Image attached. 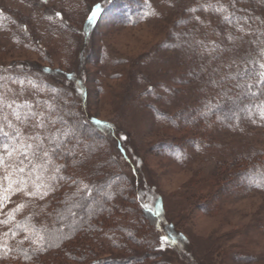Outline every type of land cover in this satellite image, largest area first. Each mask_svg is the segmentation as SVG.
Returning <instances> with one entry per match:
<instances>
[{"label":"rangeland","instance_id":"1","mask_svg":"<svg viewBox=\"0 0 264 264\" xmlns=\"http://www.w3.org/2000/svg\"><path fill=\"white\" fill-rule=\"evenodd\" d=\"M96 3L104 12L87 29L88 10ZM221 5L223 11L216 12ZM192 8L196 12L189 11ZM0 13V66L7 68L0 76L27 77L36 84V89L24 90L22 99L35 103L50 98L52 87L59 89L80 119L87 121L85 135H98L90 121L102 120L126 135L131 151L141 160V165L136 162V175L131 174L114 145L102 140L103 148L89 152L88 157L79 154L56 161L64 179L50 182L56 191L44 199L36 194L0 193L11 195L0 210V220L7 219L16 205H26L12 223L0 225V240L13 248L11 253H0V264L50 263L65 258L66 253L56 248L22 261L21 248L30 250L27 243H18L29 234L24 228L49 236L44 231L48 230L44 216L52 209L51 197L65 190L74 193L73 180L98 183L102 191H107L104 186L109 181H120V189L127 190L128 184L116 178L119 171L161 197L164 217L176 233L175 244H166L164 252L145 258L144 264H264V188L255 187L264 183V163L237 176L241 170L238 161L234 162L238 156L264 152V122L257 119L252 123L245 111L238 114L239 122L218 120L217 115L222 114L214 106L224 104L225 87H205L203 78H196L198 58L173 47L181 33L206 42L223 40L233 47L226 36L240 35L236 29L246 27L247 17L264 20V0H0ZM252 27L264 30V25L254 23ZM237 44L233 57L239 60L250 45ZM256 51L253 47V54ZM80 62L84 65L79 71ZM47 68L51 73L44 72ZM67 74L83 76L85 97L74 91L72 82L64 77ZM0 83L19 88L8 81ZM209 103L213 111L201 115ZM181 115L188 121H178ZM170 118H176L173 122L179 127L172 128ZM135 188L140 203L148 202V193ZM118 194L106 200L109 208L101 214L100 220L107 221L109 228L93 235L83 230L73 241L83 246L72 254L92 250L88 259L122 256L128 252L126 247H135L126 231L135 226L140 209L135 201L129 202L130 195L124 199ZM9 229L17 233L15 238L11 233L3 235ZM165 232L157 225L148 241L158 243Z\"/></svg>","mask_w":264,"mask_h":264},{"label":"snow or ice","instance_id":"2","mask_svg":"<svg viewBox=\"0 0 264 264\" xmlns=\"http://www.w3.org/2000/svg\"><path fill=\"white\" fill-rule=\"evenodd\" d=\"M42 2L47 3V0H42ZM204 10L207 11L208 9L205 8ZM189 11L196 12V9L192 8ZM215 11H223V5L216 8ZM100 12V4L91 7L87 15L88 23L93 24L96 22ZM144 15L147 16L149 13ZM55 16L62 19L60 12H56ZM46 18L53 19L52 16ZM194 19L200 21L199 16L194 17ZM254 23L264 25V20H261L258 16L247 17L244 20L246 27L240 26L236 29L240 35L228 34L226 36L225 39L233 47L226 45L223 40L218 43L215 40L206 42L204 39H195L190 33L177 34L176 40L179 43L173 45L174 48L189 51L198 58L199 72L196 73V78H203L205 87L223 89L230 84L231 88L229 90L232 88L243 90L246 95L252 97L255 103L245 108V114L252 123H256L257 119L264 122V30H261L260 27L253 28L252 24ZM215 34L220 35L219 32ZM185 37L189 38L185 39ZM237 42L241 45L244 43L250 45L247 55L239 60L232 57L226 60V53L238 51L239 45ZM253 47L257 49L255 54L252 52ZM0 71L6 72L7 68L0 66ZM44 71H50V69H44ZM0 81H8L11 85L19 86L18 89H14L0 83V193L13 195L23 193L26 197H33L36 194L37 198L44 199L56 191L55 184L50 182L64 179L63 176H59L62 168L56 161L65 156L83 155L84 150L90 147L87 143L88 137L79 131V129L85 128L87 121L81 123L75 119L78 114L72 111L69 100L64 98L65 94L55 87L50 89L53 94L50 98L37 99L33 103L27 99H22L26 88L36 89L33 80L27 77L24 79L13 78L8 75L0 76ZM38 91L43 92L44 89L39 88ZM168 91L170 89L165 88V92ZM212 111V105L209 103L205 106V110L201 115H207L208 112ZM216 118L218 120L239 122L241 116L232 112L230 116L217 115ZM92 124L98 127H111L110 124L99 119H93ZM118 139L126 140L127 137L119 136ZM117 148L121 154L126 151L120 145ZM72 184L76 188V191L72 193V208L82 207L79 203L80 200H91V203L86 205L89 209L87 221L84 217L74 219L68 225L70 233L57 235L54 238H49V236L35 229L25 227L24 231L29 234L18 241L20 245L25 243L29 245V251L21 248L24 261L35 258L31 253L38 256L53 247L60 248L65 241L73 239V234L77 231V225L80 226V230H83L84 224L90 222L93 218L95 214L93 206L99 207L100 212L105 211V208L99 205L95 199L97 195L94 190L95 185H90L82 180H73ZM104 187L107 191H101L99 194L107 200H112L119 191H122L114 180L109 181ZM255 187L264 188V183L255 184ZM10 199L11 195H0V210L4 207V201ZM25 206V204L16 205L7 219L0 220V225L12 223L15 220L16 213ZM143 207L152 211L147 204ZM69 212L72 217H77V213L72 211L71 208ZM154 214L158 215V213ZM17 227H20V225L17 224ZM44 231L47 232L48 230L45 229ZM53 231L64 233L65 226L61 225ZM9 233L14 238L17 235L12 229H9V232L3 233V235L7 236ZM53 239L57 242L54 243ZM175 243L176 240L169 235L158 237L161 250L166 244ZM11 251H13V248L0 240V253Z\"/></svg>","mask_w":264,"mask_h":264},{"label":"trees","instance_id":"3","mask_svg":"<svg viewBox=\"0 0 264 264\" xmlns=\"http://www.w3.org/2000/svg\"><path fill=\"white\" fill-rule=\"evenodd\" d=\"M96 4H98V3H96ZM96 4H92L90 6V8L94 7ZM103 12H104V8L102 7L101 12L97 17L96 22L93 23L94 25L97 24V22L100 20V17L103 14ZM88 14H89V10H88ZM93 24H89L87 22L85 24V26L88 29V27H91ZM234 53H236V52H229V53H227V55H229V57L234 58L233 57ZM83 65L84 64L82 62H80L79 66H78L79 71L82 70L81 68H83ZM47 69H49V68H47ZM44 72L45 73H51V70L50 71H44ZM64 77L66 79H68L69 82H72L73 89L75 92H77L79 94V96H82V97L86 96L85 94L87 93V90H86V87L84 85L82 75L78 76L77 78H72L71 75L67 74V75H64ZM230 88H231L230 84L225 87L227 97L224 98V104L221 107H218V105L214 106L216 108V110H217V108L219 109V111L221 112L222 115L230 116L232 112L239 114L240 112H244L246 107L255 103V100L252 97L246 95L243 90H238V89H234V88L229 90ZM70 106L72 108V111L74 113L78 114L75 117V119L79 120L81 123L85 122V121L80 119V113H78V111H76L72 107V103L70 104ZM162 113L166 116V114L164 112H162ZM167 118L169 119L168 115H167ZM203 118L205 119L206 117H203ZM92 120L93 119H91V121H90V125L95 130V132L97 131L99 136L96 133L94 136H93V134L90 136H87L83 132L84 128L79 129L80 132H83L84 136L88 137L87 143L90 145V147H88L86 150H84L83 155L85 157H88L87 154L93 153L95 150H97V149L100 150V148H103L102 146L104 145L103 144L104 141H102V140L106 141L105 145H109V144L114 145L117 152H118L117 146L120 145L126 151L123 154L118 152V154L120 156H123L124 159L127 161L128 165L130 166V169H131V174L134 173L136 175V169H137L136 168L137 167L136 162L139 165H141V160L138 159L137 154H135L133 151H131V148L127 144V139L126 140H119L118 139L119 136L126 137V135L123 133H120L118 130H115L113 127H110V128H105L102 126L98 127V126L92 124ZM177 120L178 121L180 120L182 123L184 121H188V118L186 116L181 115V116H179V118H177ZM170 121H171V126H173L172 128L179 127V124H176L175 122H173V121H176V118L175 119L170 118ZM101 144H102V146H101ZM166 144L172 148H178V149L180 148V146L178 144H174V143H172V144L166 143ZM261 153L262 154L257 153L254 155L253 154L243 155L240 158H239V156L236 157L237 159L235 158L234 162H235V160L238 161V164H239L238 168L241 170L239 173H237L238 174L237 176H240L241 174L247 175L249 172H253V171L257 170L259 165L264 163V152H261ZM258 154L263 155L262 156L263 159H261ZM77 155H79V154H77ZM76 156H66V158L69 157V158L74 159ZM117 177H119V179H121V181L123 180L124 183L128 184V186H129L127 190L125 187H123L122 192L120 194H118L119 197L125 199L127 195H130V201L129 202H131L133 204V202L135 201L134 204L136 205V208L140 209V213L137 217L138 219H136V221H135V226L133 227V224H132V226L130 228L131 230L129 228H127V231H126L127 233H129L130 238H131L130 241L133 244V246H135V247L134 248L126 247L128 252L126 254H123V255L121 254L122 256H114L113 254H111L110 256H105V257L100 256L98 258L88 259L89 254H93L92 250H90V251L85 250L86 253H81V254H77V255L72 254L75 252L76 248L83 246V244L76 245L75 243H73V241H77L76 240V237H78L77 235L81 234V232L83 230L86 232H89V233H91V235H93L94 232L102 233L107 228H109L108 227L109 224L107 221L100 220V219H102L101 214L109 208V205H107V201H106L107 199L100 196L99 193L102 191L101 190L102 187L97 186L98 185V183H97L96 184L97 187L95 186L96 188L94 189L97 192L95 199L97 200V203L99 205H102L105 208V211L100 212L99 207L93 206V210H94L95 214L93 215V218L91 219V221L84 224L83 230H80V226L77 225V231L73 234V239H71L70 241H65L62 244V246L60 248H58L63 253H66L67 256L65 258L61 259L58 262H54L53 260H50V263L39 262V264H144L143 262L146 260L145 258L150 259V258L155 257L160 252H162V251L164 252V248H163V250H161L159 247V244L157 242L154 243L155 240L150 241V242L148 241L149 237H152L155 235L154 229L156 230L157 225H160V227L164 231H166L165 233L167 235L171 236L175 240V236H176L175 234L176 233L174 234V232L171 230V228H169V226H168L169 221L164 217V212H163L164 209H163V205H162L163 200L161 199V197L156 196L153 193H148L145 188H142L141 185H139V183H136L137 180H136V182H135V180H133V181L130 180V177L123 172L119 171L117 174ZM135 178H137V176ZM119 182L120 181H116V185L120 184ZM135 185L137 187H140L141 189H143V191L148 193L147 195H148V199L150 201L149 204H152L151 206L148 204L149 201L140 203L139 194L137 193V191H135V193H134V190L136 189ZM65 191H62L60 195L57 194V195L51 197L52 209H50L48 214L46 216H44V218H46L45 225L47 226L46 228H48L47 234H49V238H54L57 235H64L65 233H70V229H69L68 225H70L74 219H78L79 217H84L85 221H87V213H88L89 209L86 205L90 204L91 200H80L79 203L82 205V207L72 208V203H73L72 193H68ZM145 199L147 200V197ZM145 204H147L148 208L152 209V211H149L148 209L143 207V205H145ZM70 208L72 211L77 213V217L74 218L70 215V212H69ZM154 213H158V215H156ZM136 216H137V214H136ZM61 217H63V219H61ZM146 224H147V226H146ZM61 225H65L64 233H56L53 231L54 229L59 228ZM138 234H139V236H137ZM53 242L55 243L57 241H55L53 239ZM52 249H56V247H53ZM73 250H74V252H72ZM31 254L33 255L34 253H31ZM22 261H23V259H22Z\"/></svg>","mask_w":264,"mask_h":264}]
</instances>
